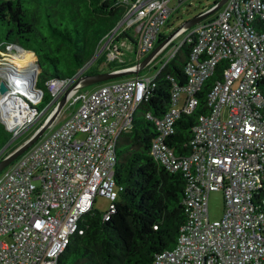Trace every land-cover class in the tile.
<instances>
[{
  "label": "built area",
  "instance_id": "obj_1",
  "mask_svg": "<svg viewBox=\"0 0 264 264\" xmlns=\"http://www.w3.org/2000/svg\"><path fill=\"white\" fill-rule=\"evenodd\" d=\"M171 1L134 0L101 41L96 57L105 56L100 65L124 58L116 43L122 38L123 45L134 47L131 53L148 54L173 10ZM259 19H264V0H226L213 17L176 31L159 52L167 62L182 45L191 48L187 83H174L165 114H146L157 129L153 158L187 177L186 221L174 246L159 252L154 264H264V199H256L264 185V31L257 28ZM13 46L22 48L9 44L0 54ZM94 59L72 77L48 81L53 99L41 112L36 108L43 94L39 89L37 100L17 94L21 106L1 103L0 120H25L18 129H9L19 135L68 88L81 84ZM222 61L226 65L220 78L206 95L208 110L193 127L191 152L177 155L168 144L175 123L182 114L196 111L199 92ZM156 74L109 81L81 93L72 89L79 106L0 172V264H58L72 234L83 232L80 218L93 208L97 195L109 199L103 218H110L118 197V142L154 88ZM19 81L30 86V80ZM216 190L224 194V213L211 220L208 199Z\"/></svg>",
  "mask_w": 264,
  "mask_h": 264
},
{
  "label": "trees",
  "instance_id": "obj_2",
  "mask_svg": "<svg viewBox=\"0 0 264 264\" xmlns=\"http://www.w3.org/2000/svg\"><path fill=\"white\" fill-rule=\"evenodd\" d=\"M133 1L0 0V51H4L9 44H17L37 56L36 61L40 64L37 86L43 92L36 105L39 112L53 99L47 82L78 73L93 55L91 53L84 57L81 53L86 47V39L91 37L94 46L103 41ZM256 22L257 28L263 32L264 19ZM165 38L162 34L156 45ZM190 49V44L182 45L167 62L161 53L162 66L158 69L153 64L152 68L157 70L155 86L141 101L118 142L114 176L118 188L115 211L109 219H104L103 212L93 205L80 218L83 232L72 234L69 244L58 258V264H154L159 252L174 246L180 227L187 218L184 203L187 177L182 170L169 171L153 158L150 149L157 129L146 114H165L170 107L174 83H187L185 66ZM104 56H98L96 65L92 62L82 75L129 67L143 58L136 56V61L132 59L130 63L119 60L101 66ZM225 65L226 61L219 63L213 76L205 81L198 94L199 106L196 111L182 114L176 121L175 133L168 138V144L177 155L191 152L193 127L198 116L208 110L207 92L220 78ZM147 74L153 73L143 72L142 69L138 74L97 84ZM260 87L264 94V79ZM54 106L51 105L37 123L17 136L0 120V158L28 138ZM256 199L258 202L264 199V185L258 188ZM262 206L264 208V204Z\"/></svg>",
  "mask_w": 264,
  "mask_h": 264
},
{
  "label": "rangeland",
  "instance_id": "obj_3",
  "mask_svg": "<svg viewBox=\"0 0 264 264\" xmlns=\"http://www.w3.org/2000/svg\"><path fill=\"white\" fill-rule=\"evenodd\" d=\"M215 2V0H185L184 2L178 4L175 0H172L170 2V5L173 7V10L171 12V14L169 15V18L167 20V22L165 23V25H163L161 27V33L163 35H165L166 37L168 35H170L174 30H176L179 26H181L185 21L190 20L191 18H193L194 16H196L197 14H199L200 12H202L203 10L207 9L210 5H212ZM178 4V5H177ZM214 15V14H212ZM212 15H210L209 17H211ZM183 38V36H182ZM126 40V38H122L120 40H117L116 43L119 44L120 48L122 50H126V49H130L127 50L125 52L124 58L122 60H128V62L130 63L132 61V59H134V61H136V54L135 53H131L134 52V47L133 46H128V45H123V42ZM180 39H175V43H177ZM99 41L98 44L96 46H94V44L92 43V39L91 37H88L86 39V47L85 49L81 52L82 55L84 57L89 56V54H93L91 55V59L93 60L99 50L101 49L102 45L104 43H101ZM99 47V48H98ZM28 50V49H27ZM15 49L14 50H10L8 51V53L6 52L5 54L1 55L0 54V81L3 79L5 80L7 76H5L4 71L7 72V74L10 72L15 73L14 71V66H18V67H22L24 65L29 64L30 62H33V57H34V62H37V56L34 53V56L31 52H27L24 51V55L23 57L19 58L16 57V61H18L19 64L14 63V61H12L13 59H11V57H9L11 54H9L10 52L13 54H15L16 52ZM149 53V52H148ZM6 54H9L6 55ZM161 54V53H160ZM160 54L158 53L156 55V58L149 64L148 68L143 69V72H151V73H156L157 70L156 68H160L162 66V62H161V57ZM103 55V53L101 54ZM146 55V54H145ZM144 55V56H145ZM143 56V57H144ZM97 58V57H96ZM96 58L93 61V64L96 65ZM158 58V59H157ZM119 61V60H117ZM153 64L156 66V68H152ZM21 65V66H20ZM152 68V69H151ZM32 69V68H31ZM40 72V71H39ZM39 74V73H38ZM25 81L30 80V86L33 87V83H34V74L32 73H27L25 74ZM22 78V77H20ZM20 78H17V80L19 81ZM38 78V76H37ZM37 78H36V84L34 85L36 87V90H39L40 88H38L37 86ZM9 79V78H8ZM27 83V82H26ZM96 85H98L97 83L95 84H90L88 86L82 87L78 90L79 93L84 92V91H89L92 90L96 87ZM11 87V86H10ZM20 87L23 88V90L25 91L24 86L22 85V83H20ZM8 87V91H10ZM16 89L12 90L7 94V95H3L0 93V105L1 103H7L8 102V97H12V102L11 104H17L18 106H21V104L18 101H15L16 99H18L17 94L16 93ZM17 92H21L22 91H17ZM26 92V91H25ZM78 94V93H77ZM76 97L75 96H71V98L68 100V102L66 103V105L64 106V108L61 110V112L59 113V115L57 116L56 120L54 121V123L45 131V134L49 133L53 128L61 125L72 113V111H74L80 104V102L76 101ZM9 103V102H8ZM25 109V107H23ZM50 113V112H49ZM48 113V114H49ZM226 111L224 112V116L226 117ZM36 115V114H35ZM39 114L36 116V120H32L29 121L26 125H24L22 127V130L25 131L26 129H28L30 126H32L33 124L37 123L41 118L38 117ZM42 117V116H41ZM39 120H38V119ZM79 136H83V134H79ZM2 158V157H1ZM0 158V159H1ZM109 199L106 198L103 195H97L96 196V200L94 202V208L97 209L100 212H104L109 208ZM208 210H209V217L211 220H215V219H220L223 216L224 213V194L221 190H216V191H211L209 194V199H208Z\"/></svg>",
  "mask_w": 264,
  "mask_h": 264
},
{
  "label": "water",
  "instance_id": "obj_4",
  "mask_svg": "<svg viewBox=\"0 0 264 264\" xmlns=\"http://www.w3.org/2000/svg\"><path fill=\"white\" fill-rule=\"evenodd\" d=\"M225 1L226 0H218L211 7L203 10L202 12H200L199 14H197L190 20L185 21L181 26H179L170 35H168L162 42L158 43L148 54H146L136 64L129 66V67L121 68V69L103 71V72H99L96 74L82 75L79 79V81H81V84H79L78 86L77 84L71 86L62 94V96L58 99L57 103L55 104L53 109L50 111V113L47 115V117L42 122V124L21 144H19L15 149H13L12 151L7 153L5 156H3L0 159V171L3 170L5 167H7L9 164H11L15 159H17L22 153H24L38 139L42 137L45 131L54 123L57 116L59 115L61 110L64 108L66 103L68 102L71 96V93H72V89L75 88L77 90L79 88L88 86L90 84L108 81V80L118 78L121 76H125V75L138 74L142 69H144L146 66H148L153 61L156 55L161 51L164 44L173 37L176 31H178L181 28H189L195 25L196 23L204 20L205 18L209 17L210 15L214 14L220 9V7L223 5ZM35 64L39 67V70H40V64L38 62H35ZM7 91H8L7 84L5 83L4 80H1L0 81V93L5 94Z\"/></svg>",
  "mask_w": 264,
  "mask_h": 264
},
{
  "label": "bare ground",
  "instance_id": "obj_5",
  "mask_svg": "<svg viewBox=\"0 0 264 264\" xmlns=\"http://www.w3.org/2000/svg\"><path fill=\"white\" fill-rule=\"evenodd\" d=\"M14 49L16 50V51H14V52H16L15 54L14 53L12 54L10 52L9 53V54H11L10 56H9V54H6V55H8L9 57H11V59H13L12 61L15 60L14 63H16V64H19L18 61H16V57H18L19 60H20V58L23 57V55H24V51L33 53L31 50H27L25 48H20L18 46H13V50ZM126 50H130V49L128 48ZM126 50L119 51V52H121V54H119V55L124 56L125 55L124 52H126ZM33 56H34V53H33ZM33 59H34V57H33ZM13 68H14V70H16V71H14L15 73H12V72L10 73L9 72L7 74V72L4 71V73H5L4 75L7 76L6 78L8 80V81H6L7 84H8L7 86L9 88H11L12 90H15L16 89L17 91H19V90L22 91V93L16 91L15 94L26 95V97H30L31 96V97H34L33 98L34 100H37V97H39V92L36 90V87L34 85L36 84V78H37L38 73H39V67L33 61L32 63L30 62L29 64L24 65L22 67L14 66ZM24 73L25 74L32 73V74H34V77H35L34 83H33V87L28 86V85H26V87L24 86L26 92L23 90V88L20 87V81L17 80V78L22 77L23 78V81H24V79H25ZM25 82H27V81H25ZM11 89H9V90L11 91ZM10 91H8V93ZM6 99H8V102L9 103H13L11 96L8 97V98H6ZM24 110L26 111V107H25ZM3 121L5 122V124L10 129H18L25 122V120H21V119L20 120H3Z\"/></svg>",
  "mask_w": 264,
  "mask_h": 264
},
{
  "label": "crops",
  "instance_id": "obj_6",
  "mask_svg": "<svg viewBox=\"0 0 264 264\" xmlns=\"http://www.w3.org/2000/svg\"><path fill=\"white\" fill-rule=\"evenodd\" d=\"M33 54V53H32ZM97 87V86H96Z\"/></svg>",
  "mask_w": 264,
  "mask_h": 264
}]
</instances>
